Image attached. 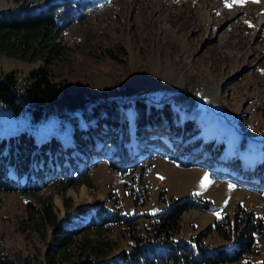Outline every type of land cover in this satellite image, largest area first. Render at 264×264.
Wrapping results in <instances>:
<instances>
[{
  "label": "rangeland",
  "instance_id": "374dc122",
  "mask_svg": "<svg viewBox=\"0 0 264 264\" xmlns=\"http://www.w3.org/2000/svg\"><path fill=\"white\" fill-rule=\"evenodd\" d=\"M24 1L60 7L57 32L64 50L48 65L56 82L89 90L96 103L121 104L131 126L138 101L150 118L135 126V142L123 140L124 127L102 124L94 145H82L79 163L73 136L69 151L60 142L57 153L45 150L52 168L38 195H51L59 218L70 215L73 222L91 218L82 216L86 207L103 206V220L93 219L114 245L109 257L132 248L119 219L135 217L133 232H145L157 213L189 196L198 206L182 212L174 239L200 236L204 248L229 247L236 237L224 239L215 220L254 217L261 226L251 249L220 264H263L264 186L258 181L264 178V0H0V11ZM40 64L0 55L1 69L14 71L20 86ZM167 106L169 119L160 121L156 110ZM170 121L185 128L181 134L168 136ZM83 125L53 115L28 123L0 112V134L27 128L36 140L53 133L65 138ZM118 136L132 147L121 159ZM90 152L101 157L88 162ZM35 199L0 192V249L20 264H47L53 240L49 227L38 229L28 219L25 206Z\"/></svg>",
  "mask_w": 264,
  "mask_h": 264
},
{
  "label": "trees",
  "instance_id": "16d2710c",
  "mask_svg": "<svg viewBox=\"0 0 264 264\" xmlns=\"http://www.w3.org/2000/svg\"><path fill=\"white\" fill-rule=\"evenodd\" d=\"M59 9L54 1L40 5L24 1L17 8L0 11V55L6 54L27 61H41L38 67L28 73L21 86L14 71L7 73L0 67V112L7 111L14 118L24 116L28 123L43 121L52 115L67 118L74 127H77L81 120L84 123L78 129H73L70 136L61 139L53 133L36 140L33 136L34 132L31 133L27 128L0 134V192L20 191L36 198L33 204L27 202L25 209L28 212V219L32 220L38 229L49 227L53 234L52 243L45 252L46 263L220 264L227 260H236L241 254L249 251L254 242L253 233L261 225L253 224V221H257L256 218L252 217L253 221L250 218L245 220L243 215L229 217L225 214L214 222L215 229L224 239L232 240L236 237L229 247L224 246L214 250L204 248L200 236L192 241L174 239L172 234L179 226L182 212L191 206H198L194 199L188 196L171 205L169 209L157 213L145 227V232H133L135 217L123 216L119 219L121 221L119 224H124L132 239V248L109 257L114 245L111 239L101 237L103 231L99 230L98 224L93 219L95 216L99 221L103 220L105 217L103 206L94 209L86 207L82 216L86 217L88 214L87 216L91 218L86 222H73L70 221V215L59 218L53 207L51 195H38V191L49 185L50 174L47 176V173L52 166L49 168L45 161L53 150L57 153L59 142L65 148V153L70 148H74L70 145L72 136L76 138L75 157L79 163L82 157L79 155L83 150L82 145L87 143L94 145L96 138L94 134L99 139L102 124L119 125V131L124 127L123 140L132 138L135 142L139 131L135 126L141 121L144 124L150 120L147 106L143 102L138 101L134 105L131 126L124 114L126 110L119 107L121 104H102L100 101L97 104L94 98L88 95L91 93L88 92L89 90H77L68 83H59L52 78L48 65L64 50L57 32L61 26ZM168 109L167 106L156 110L157 119L168 120ZM169 125L168 136L181 134L185 129L179 128L173 121H170ZM117 140L121 154L118 153V158L121 159L132 147L121 145L119 136ZM206 142L201 141L197 145ZM159 144L163 145L161 142ZM137 147L135 146V149H138ZM45 150H49L50 153L47 154ZM88 155V162H94L96 155L101 157L99 153L90 152ZM134 157L136 155H133V159ZM109 163L113 161L109 160ZM114 163L117 165V162ZM261 175L264 177V173L260 172ZM23 176H25L24 180ZM73 180L71 178L70 181ZM207 202L206 200V204ZM65 207L69 209L71 204L66 202ZM202 207L205 205L203 204ZM0 264L20 263L0 249Z\"/></svg>",
  "mask_w": 264,
  "mask_h": 264
}]
</instances>
